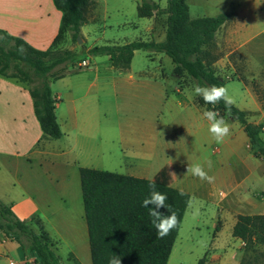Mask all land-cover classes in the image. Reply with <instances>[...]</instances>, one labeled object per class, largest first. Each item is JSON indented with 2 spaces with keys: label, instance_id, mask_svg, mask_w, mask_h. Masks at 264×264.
<instances>
[{
  "label": "crops",
  "instance_id": "0c3cea01",
  "mask_svg": "<svg viewBox=\"0 0 264 264\" xmlns=\"http://www.w3.org/2000/svg\"><path fill=\"white\" fill-rule=\"evenodd\" d=\"M91 1L92 5L85 9L86 21L80 28L81 44L87 53L95 47L165 41L168 16L140 18L138 5L143 0ZM149 1L158 3L161 9L167 7V0ZM61 20L62 13L53 0H0V30L41 51L53 45ZM231 35L235 50L240 51L254 38L263 36L264 28L255 34L246 32V41L240 31ZM70 37L69 33L67 39ZM139 51L134 53L133 60ZM145 52L153 60L160 57L163 61L162 56H167ZM106 57V70L96 65L88 67L87 72H69L52 83V92L57 98V120L63 132L57 140L45 138L28 86L0 76V160L6 162L5 165L0 163V172L5 166L12 176L13 186L21 190L17 199L6 204L12 206L14 214L36 233L40 228L34 220H39L62 263L60 251L66 248L68 260L73 264H92L84 202L82 212L64 216L62 207L55 208V199L65 202L71 198L70 179L80 177V169L146 180H156L165 173L170 187L191 197L185 216L192 203H196L200 211L209 205L216 213L224 209L220 215L223 218L231 215L228 208L237 216L253 215L242 213L251 207L247 204L250 196L241 190L252 167L250 162L243 161L240 152L246 148L250 158H255L244 128L237 122L230 123L231 136L217 144L200 108L186 142L204 147L205 151L187 157L177 155L173 150L185 149V122L181 123V140L167 136L170 125L163 124L162 117L173 102L167 76L157 70L135 71L133 60L128 69L117 68L110 57ZM172 65L174 67L173 62ZM177 100L180 105L182 102ZM233 158L242 160L240 164L248 171L241 181L234 176L238 160L227 164ZM245 158L249 160L247 154ZM206 161H211V169ZM196 163L203 164L208 175L215 177L214 183L186 174L188 164ZM34 167L39 172H35ZM222 187L228 192L216 195L215 190ZM233 239L230 244L217 239L207 264H241L245 251L238 247L244 242ZM10 262L36 264V257L0 231V264Z\"/></svg>",
  "mask_w": 264,
  "mask_h": 264
},
{
  "label": "trees",
  "instance_id": "16d2710c",
  "mask_svg": "<svg viewBox=\"0 0 264 264\" xmlns=\"http://www.w3.org/2000/svg\"><path fill=\"white\" fill-rule=\"evenodd\" d=\"M53 1L62 13V20L59 34L49 50H38L23 39L0 30V76L28 86L45 138L57 140L63 136V132L57 120V98L52 92V83L69 71L55 76L50 82H44L41 87H31L33 76L23 67V63L34 64L38 75L48 71L44 60L51 55L55 46L69 33L78 42L80 28L86 21L85 9L92 5V1ZM162 14L168 16L164 42H133L123 46L95 47L89 51V55L109 56L115 67L128 69L136 51L164 53L172 60L174 73L184 72L202 86H226L225 81L212 68L210 57L217 47L218 32L233 15L220 14L216 17L192 19L187 0H167L165 9L149 0H143L138 5L140 18H152ZM20 47L25 50L23 54L18 50ZM71 61L75 62L76 59ZM80 69L75 68L74 71ZM198 104L218 111L225 120L229 118L239 122L249 138L254 156L264 158V144L258 138L264 123L260 127L249 124L246 113L235 105L228 112L223 102L215 106L207 105L199 97ZM80 178L92 264H108L112 252L122 257V264H168L190 204L191 197L188 193L170 187L165 173H161L156 180H146L80 169ZM150 181H154L156 189L168 196L167 204L179 217L178 227L162 239L158 238L152 226L148 209L141 206L142 201L149 195ZM161 211L167 214L165 209ZM34 221L40 228L39 233L27 222L20 220L14 214L12 206L0 201V231L24 250L34 254L36 264H63L53 250L49 234L39 220ZM216 231H219V227ZM233 236L245 243L246 252L250 249L256 250L258 245H264V215H239ZM197 264H207L206 256ZM241 264H245V260L242 259Z\"/></svg>",
  "mask_w": 264,
  "mask_h": 264
},
{
  "label": "rangeland",
  "instance_id": "374dc122",
  "mask_svg": "<svg viewBox=\"0 0 264 264\" xmlns=\"http://www.w3.org/2000/svg\"><path fill=\"white\" fill-rule=\"evenodd\" d=\"M187 3L192 19L216 17L220 14L233 15V18L217 34V47L211 52L210 57L212 60L211 66L216 75L225 81L229 94L236 101L234 105L239 109L242 106L244 107L241 110L246 113L248 123L260 127L264 123V35L254 38L246 47L236 51L231 34L240 31L244 34L243 40L246 41V32L255 34L264 28V0H187ZM83 47L79 41L76 42L72 37L68 39L66 37L52 49L51 55L44 60V65L49 70L41 72L39 75L34 64L23 63V67L31 72L33 76L31 87H41L44 82H50L55 76L68 71L72 74L87 72L89 70L87 68L74 71L75 68H81L80 65L84 60L89 62V68H95L96 65H99L101 70H106L107 57L104 55L89 56V53ZM163 57V61L160 57L153 60L147 52L139 51L132 62V68L135 71L157 70L167 76L173 102L163 113L162 123L170 125L169 131L166 132L167 136L181 140V123L185 122V149L180 148L173 151H176L179 156H191L193 153L201 152L205 148L197 147L193 142V144L186 142V135L192 128L191 123L198 116L197 110L200 108L204 111L209 109L198 104L199 96H196L193 91L196 82L184 72L174 73L175 66L173 67L170 58L165 55ZM75 59V62L71 61ZM177 98L182 102L180 105ZM184 105L188 107L184 108ZM226 121L229 122L228 124L237 122L229 118ZM258 138L264 144V127L261 128ZM240 154L243 156V161H247L248 164L250 162L252 167V173L248 175L249 178L244 182L241 190V192L250 196L248 198H251V201L247 204L251 207L243 210L242 213L264 215V158L256 159L255 157L251 159L246 148L241 150ZM246 154L249 160H246ZM236 159L229 160L227 164L235 163ZM237 160L238 168L234 176L238 181H241L248 171H246L245 166L240 164L242 160ZM0 163L6 164L2 160H0ZM223 167L225 169L227 165L225 164ZM33 170L39 172L37 167H34ZM70 181L72 186L71 198L65 202L64 200L55 199V208L60 209L62 207V215L64 216L76 215L83 211L80 177L71 178ZM215 191L218 195L221 191L227 193L228 189L222 187ZM19 194H21L19 186H13L12 176L8 173L6 167L2 166L0 172V201L8 204L10 201L17 199ZM75 194L77 195L75 196ZM224 195L222 198L225 197ZM223 210L218 209V213H216L215 209L209 205L204 211H200L197 204L192 203L189 213L183 219L168 264H197L204 256L206 258L211 256L217 239L221 238L224 244L232 243L234 241L233 225L238 216L228 208L227 210L231 212V215L228 218H223L220 216ZM48 217L53 218V216ZM217 227H219V231H216ZM238 248H243L245 251L242 258L245 260V264H264V245H258L256 250L250 249L247 252L245 243ZM66 250L65 248L60 251V256L64 261L63 264H73L71 259L68 260L69 256L68 253H65Z\"/></svg>",
  "mask_w": 264,
  "mask_h": 264
},
{
  "label": "clouds",
  "instance_id": "9594fccd",
  "mask_svg": "<svg viewBox=\"0 0 264 264\" xmlns=\"http://www.w3.org/2000/svg\"><path fill=\"white\" fill-rule=\"evenodd\" d=\"M21 54L25 51L23 47L18 49ZM196 96L202 98L207 105H217L224 103L225 109L230 112L231 107L236 103L234 97L229 94V89L224 85H200L196 84L193 89ZM203 117L209 122L208 131L212 139L217 144H222L231 136V125L225 120L223 116L216 110H205ZM208 168L211 169V161H206ZM186 174L206 181L214 183L215 177L208 175L205 171L204 165L200 163L188 164ZM149 195L142 201V207L148 209L149 217L153 228L156 230L158 238L168 236L179 225V217L175 211L171 210V206L167 204L168 196L156 189L154 181L148 184ZM183 194V193H181ZM161 209H165L167 214ZM11 264V262H10ZM108 264H122V257L112 252L108 258Z\"/></svg>",
  "mask_w": 264,
  "mask_h": 264
},
{
  "label": "built area",
  "instance_id": "2783aa9c",
  "mask_svg": "<svg viewBox=\"0 0 264 264\" xmlns=\"http://www.w3.org/2000/svg\"><path fill=\"white\" fill-rule=\"evenodd\" d=\"M89 66L90 64L87 60H84L80 65L81 68H88Z\"/></svg>",
  "mask_w": 264,
  "mask_h": 264
},
{
  "label": "water",
  "instance_id": "95a60500",
  "mask_svg": "<svg viewBox=\"0 0 264 264\" xmlns=\"http://www.w3.org/2000/svg\"><path fill=\"white\" fill-rule=\"evenodd\" d=\"M78 41L80 42V44H81V38H78Z\"/></svg>",
  "mask_w": 264,
  "mask_h": 264
}]
</instances>
